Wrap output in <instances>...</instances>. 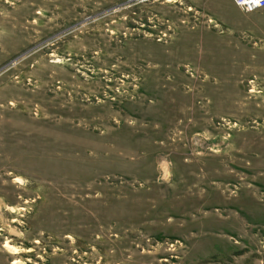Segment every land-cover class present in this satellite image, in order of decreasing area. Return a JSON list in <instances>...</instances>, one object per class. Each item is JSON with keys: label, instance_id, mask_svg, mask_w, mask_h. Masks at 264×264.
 Listing matches in <instances>:
<instances>
[{"label": "rangeland", "instance_id": "rangeland-1", "mask_svg": "<svg viewBox=\"0 0 264 264\" xmlns=\"http://www.w3.org/2000/svg\"><path fill=\"white\" fill-rule=\"evenodd\" d=\"M0 264H264V6L0 0Z\"/></svg>", "mask_w": 264, "mask_h": 264}, {"label": "built area", "instance_id": "built-area-1", "mask_svg": "<svg viewBox=\"0 0 264 264\" xmlns=\"http://www.w3.org/2000/svg\"><path fill=\"white\" fill-rule=\"evenodd\" d=\"M236 3L245 10H251L264 6V0H235Z\"/></svg>", "mask_w": 264, "mask_h": 264}, {"label": "bare ground", "instance_id": "bare-ground-1", "mask_svg": "<svg viewBox=\"0 0 264 264\" xmlns=\"http://www.w3.org/2000/svg\"><path fill=\"white\" fill-rule=\"evenodd\" d=\"M19 179H20V178H19ZM6 247H8V249H11L12 252L17 253V248H13L10 244H6ZM14 263H16V262H14Z\"/></svg>", "mask_w": 264, "mask_h": 264}]
</instances>
